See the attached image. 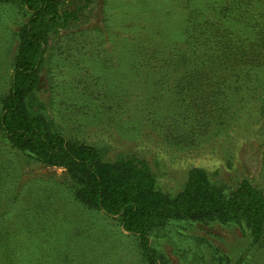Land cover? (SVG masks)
I'll return each instance as SVG.
<instances>
[{"label": "rangeland", "instance_id": "rangeland-1", "mask_svg": "<svg viewBox=\"0 0 264 264\" xmlns=\"http://www.w3.org/2000/svg\"><path fill=\"white\" fill-rule=\"evenodd\" d=\"M61 3L78 19L50 37L33 110L105 160H145L171 196L197 167L225 191L246 178L264 189V114L256 102L264 93V0ZM227 4L238 5L231 18ZM28 19L22 6L0 1V92ZM196 31L201 43L192 40ZM241 42L255 43L253 52ZM178 52L190 56L191 72L218 52L232 59L222 90L180 81L188 72L174 70ZM73 187L65 168L33 160L0 128V264H144L136 236L77 202ZM152 238L162 264H264V240L251 246L243 224L174 218Z\"/></svg>", "mask_w": 264, "mask_h": 264}, {"label": "trees", "instance_id": "trees-1", "mask_svg": "<svg viewBox=\"0 0 264 264\" xmlns=\"http://www.w3.org/2000/svg\"><path fill=\"white\" fill-rule=\"evenodd\" d=\"M0 1L20 5L29 14L27 23L19 31L12 72L5 90L0 92V128L13 147L35 161L65 168L77 183V187L70 189L75 200L85 208L115 218L125 231L136 236L144 264H162L152 236L174 218L243 224L251 235V246L264 240V189L250 179H243L236 188L225 191L211 181L204 169L197 167L188 173L181 190L171 196L157 186L155 175L145 160L138 157L105 160L98 147L68 137L33 110L34 94L42 82L40 71L50 37L53 32L77 20L79 11L63 9L61 0ZM237 7L236 4H227L223 14L231 18ZM250 12H240V15L249 17ZM215 30L221 31V25ZM258 32L264 35V28ZM191 34L192 40L201 43V31ZM226 39L225 42L236 47L235 40ZM241 44L240 50L249 46L253 52L255 43ZM178 53L181 55L172 64L176 66L174 70L181 66L183 72H188L181 73L180 81L187 79L191 87L207 82L217 87L215 92L222 90L219 82L222 81V71L230 67L232 59L225 60L218 52L191 72L188 53ZM242 53L236 56L242 58ZM158 82L162 83V79ZM256 102L264 114V93L256 98Z\"/></svg>", "mask_w": 264, "mask_h": 264}]
</instances>
